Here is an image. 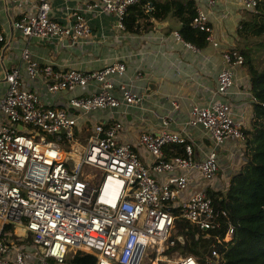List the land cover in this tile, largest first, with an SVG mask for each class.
Segmentation results:
<instances>
[{"label": "built area", "instance_id": "1", "mask_svg": "<svg viewBox=\"0 0 264 264\" xmlns=\"http://www.w3.org/2000/svg\"><path fill=\"white\" fill-rule=\"evenodd\" d=\"M12 1L27 4L21 16L11 20V27L23 37L67 38L73 43L90 35L79 10L72 11L68 23H61L49 15L51 0ZM138 1L93 0L84 9L113 15L116 27L123 30L122 16ZM192 1L195 14L190 27L207 33L206 41L217 47L207 12L216 0ZM238 2L253 11L264 0ZM150 9L146 1L144 11ZM172 34L181 40L176 31ZM220 55L222 67L215 74L212 97L231 93L235 71L243 63L233 47L222 49ZM124 75L121 61L89 71L38 66L27 46L20 51L18 66L2 69L0 264H67L79 251L92 254L95 264H198L191 255L170 261L163 252L178 237L171 207L202 231L213 228L219 216L206 193L217 174L213 148L196 158L187 136L168 128L167 116L160 118L159 129L138 132L134 144L119 138L121 120L96 121L82 142L76 139V128L89 113L127 109L141 101ZM87 85L94 89L73 93ZM37 87L48 98L62 92L70 96L63 106H56L42 99ZM170 104L178 108L174 101ZM260 105L264 108V103ZM231 111L227 100L194 104L185 125L202 130L214 146L227 139L243 142L242 124ZM171 145L180 146L182 153L166 157L164 149ZM137 148L148 154V161L141 159ZM192 177L199 186L182 197ZM231 233L228 225L222 241ZM211 255L216 257V251Z\"/></svg>", "mask_w": 264, "mask_h": 264}, {"label": "crops", "instance_id": "2", "mask_svg": "<svg viewBox=\"0 0 264 264\" xmlns=\"http://www.w3.org/2000/svg\"><path fill=\"white\" fill-rule=\"evenodd\" d=\"M93 0H51L50 17L68 23L72 11L83 13L90 26V35L71 43L67 38L41 39L23 37L11 27V20L17 19L26 10L27 4L0 0V31L4 42L0 43V93L4 89L1 80L2 69H9L20 64V51L27 46L31 59L38 65L50 64L53 68H68L89 71L99 69L112 61H121L125 65L124 81L129 82L141 95V101L130 108H115L112 112L98 110L89 113L76 128L75 135L79 142L88 135L89 127L95 123L121 120L123 128L119 138L135 143L138 132L155 131L160 128V118L168 117V128L180 131L193 144L194 156L201 158L209 149L216 153L217 174L207 189L225 191L228 180L236 173L243 161L242 146L239 140H224L214 146L210 138L198 128L185 125L191 105H206L212 100H227L231 112L242 124V129L249 128L253 98L248 91V77L243 67L235 71V85L228 96L212 97L215 86V74L222 67L221 50L235 48V29L240 14L238 0H216L207 10L211 37L217 43L213 47L208 41L201 49L190 48L182 40H176L173 32L178 27L174 18H168L162 29L151 30L143 34H133L119 30L116 18L98 11H87L85 3ZM163 22V21H161ZM169 27V31H166ZM139 74V78L135 75ZM22 77H26L22 72ZM148 85L151 90L146 93ZM37 86V83L35 84ZM41 98L50 104L63 106L70 96L68 92L46 97L39 87L36 88ZM94 89L93 85L76 88L73 93L86 94ZM178 104L174 109L170 102ZM137 151L143 161H148V154L141 148ZM189 190L199 186L195 178ZM195 180V181H194ZM139 264H143L140 262Z\"/></svg>", "mask_w": 264, "mask_h": 264}, {"label": "trees", "instance_id": "3", "mask_svg": "<svg viewBox=\"0 0 264 264\" xmlns=\"http://www.w3.org/2000/svg\"><path fill=\"white\" fill-rule=\"evenodd\" d=\"M149 1L151 9L144 11V3ZM248 18L237 22V37L261 40L257 48L264 50V3L253 11H247ZM195 14L192 0H139L127 7L121 22L123 30L133 34H143L153 28V21H165L174 18L178 23L175 31L184 43L201 49L207 44V33L196 31L189 23ZM209 27V24H208ZM169 31V27H166ZM235 49L242 55L248 77V91L253 98L249 128L242 129L243 161L236 173L231 175L225 191H213L206 188L219 216L213 228L206 231L197 229L177 216V208L171 207L174 219L175 239L172 248L163 255L169 257L174 251L181 256L191 255L198 264H264V69L254 65L250 49ZM166 157L180 155L182 148L171 145L164 149ZM228 225L232 229L228 240L222 241ZM218 239V241L216 240ZM215 250L217 256L211 255ZM95 257L79 251L66 260L67 264H95Z\"/></svg>", "mask_w": 264, "mask_h": 264}, {"label": "rangeland", "instance_id": "4", "mask_svg": "<svg viewBox=\"0 0 264 264\" xmlns=\"http://www.w3.org/2000/svg\"><path fill=\"white\" fill-rule=\"evenodd\" d=\"M240 14L242 16H245L248 18L247 11L240 6ZM261 40V37L254 38V37H247L246 39H242L240 37L235 38V44L234 46L238 49H250L252 51V56L254 57L253 63L254 65L260 69H264V50L261 48H257L258 46H255L258 41ZM83 140V139H82ZM82 142V141H81ZM178 256H181L179 251H174L169 257H167L170 261L175 260Z\"/></svg>", "mask_w": 264, "mask_h": 264}, {"label": "water", "instance_id": "5", "mask_svg": "<svg viewBox=\"0 0 264 264\" xmlns=\"http://www.w3.org/2000/svg\"><path fill=\"white\" fill-rule=\"evenodd\" d=\"M166 25H167V23L164 22V21H163V22H159V21H156V20L153 21V26H154L156 29H162V28L165 27ZM151 89H152L151 86L148 85L146 93H148ZM177 240H178L179 242H182V241H183V239H182L181 236H178V237H177Z\"/></svg>", "mask_w": 264, "mask_h": 264}]
</instances>
